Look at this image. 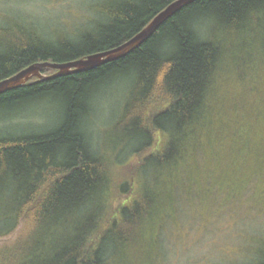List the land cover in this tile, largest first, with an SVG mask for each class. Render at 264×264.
<instances>
[{
  "label": "trees",
  "instance_id": "trees-1",
  "mask_svg": "<svg viewBox=\"0 0 264 264\" xmlns=\"http://www.w3.org/2000/svg\"><path fill=\"white\" fill-rule=\"evenodd\" d=\"M173 1L109 0L108 6L97 8L91 28L80 29L72 37L61 32L53 43L30 31L25 42H10L0 53V81L35 63L69 62L116 48ZM235 45L258 50L264 63V0H196L118 60L49 80L32 78L1 93L0 117L38 104L52 109L55 123L28 134L9 133L2 127L0 193L17 187L18 214L10 231L23 226L12 241L0 246V264H107L110 247L132 250L145 221L139 223L148 217L145 210L138 211V231L132 232L136 237L131 233L119 238L113 236L115 232H50L67 215L86 214L83 210L95 199L106 196L115 202L119 197L115 193L119 186H113L112 180L114 163L92 150L86 133L87 117L98 95L114 82H129L131 90L118 124L134 140L144 138L145 143L135 149L138 156L158 144L159 131L186 140L200 124L224 54ZM41 72L51 75L55 70ZM183 155L184 150L171 143L159 156L143 155L138 169L168 167ZM126 185L128 194L134 184L129 180ZM127 217L134 218L130 211ZM32 223L37 228L50 223L52 228L27 232ZM111 223L112 214L105 215V227Z\"/></svg>",
  "mask_w": 264,
  "mask_h": 264
},
{
  "label": "rangeland",
  "instance_id": "rangeland-1",
  "mask_svg": "<svg viewBox=\"0 0 264 264\" xmlns=\"http://www.w3.org/2000/svg\"><path fill=\"white\" fill-rule=\"evenodd\" d=\"M109 4V0H0V53L10 42H25L30 31L52 43L61 32L72 37L92 26L97 8ZM245 46L235 45L224 54L196 130L186 140L159 131L158 144L140 156L135 149L145 143L144 138L134 140L118 124L131 90L129 82L104 88L87 117L86 133L92 150L114 163L112 180L119 186L120 192L115 187L119 197L114 203L106 196L95 199L86 205V214L67 215L66 222L56 221L50 232H115L112 235L121 238L138 231V211L145 210L148 217L139 223L145 221L138 244L132 250L110 247L107 264L263 262L264 63L258 50ZM37 105L0 117V126L14 134L51 128L52 109ZM171 143L184 150L177 163L138 169L143 155L159 156ZM129 180L134 188L126 194ZM16 189L0 193V246L12 241L23 226L10 231L18 214ZM111 214L113 224L106 228L104 217ZM49 225L28 224L27 232H46Z\"/></svg>",
  "mask_w": 264,
  "mask_h": 264
},
{
  "label": "water",
  "instance_id": "water-1",
  "mask_svg": "<svg viewBox=\"0 0 264 264\" xmlns=\"http://www.w3.org/2000/svg\"><path fill=\"white\" fill-rule=\"evenodd\" d=\"M196 0H175L159 12L147 26L138 34L116 48L87 55L84 58L69 62H42L32 64L19 71L15 75L0 81V94L12 88L26 84L30 79L49 80L55 77L74 74L84 70L94 69L106 63L118 60L139 47L168 19L173 17L179 10ZM43 69L55 70L51 75H44Z\"/></svg>",
  "mask_w": 264,
  "mask_h": 264
},
{
  "label": "snow or ice",
  "instance_id": "snow-or-ice-1",
  "mask_svg": "<svg viewBox=\"0 0 264 264\" xmlns=\"http://www.w3.org/2000/svg\"><path fill=\"white\" fill-rule=\"evenodd\" d=\"M2 131H3L2 126H0V132H2Z\"/></svg>",
  "mask_w": 264,
  "mask_h": 264
}]
</instances>
